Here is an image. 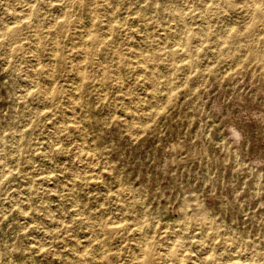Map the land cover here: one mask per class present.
Instances as JSON below:
<instances>
[{
	"label": "rangeland",
	"instance_id": "374dc122",
	"mask_svg": "<svg viewBox=\"0 0 264 264\" xmlns=\"http://www.w3.org/2000/svg\"><path fill=\"white\" fill-rule=\"evenodd\" d=\"M20 2L0 264H264V0Z\"/></svg>",
	"mask_w": 264,
	"mask_h": 264
},
{
	"label": "bare ground",
	"instance_id": "6f19581e",
	"mask_svg": "<svg viewBox=\"0 0 264 264\" xmlns=\"http://www.w3.org/2000/svg\"><path fill=\"white\" fill-rule=\"evenodd\" d=\"M12 1V0H11ZM14 2H15V0H13ZM21 2H22V0H21ZM20 2V3H21ZM25 2V1H24ZM28 3V2H27ZM27 3H24V4H27ZM16 4H18V3H16ZM23 4V3H22ZM251 5V4H250ZM18 9H21V10H29L28 9V6H26V5H19V8ZM13 10V9H12ZM15 10V9H14ZM16 11V10H15ZM26 15V14H25ZM14 17V16H13ZM264 19V18H263ZM69 21V20H68ZM111 22V21H110ZM145 24V23H144ZM236 24V23H235ZM224 26V25H223ZM147 27V26H146ZM89 28V27H88ZM203 29V28H202ZM210 31V30H209ZM220 32V31H219ZM155 34V33H154ZM180 34V33H179ZM85 36V35H84ZM179 36V35H178ZM186 37H187V39H191V33H188L187 35H186ZM156 39V38H155ZM212 40V39H211ZM77 41V40H76ZM113 41V40H112ZM245 41V40H244ZM165 42V41H164ZM54 45V44H53ZM175 44H173V46H174ZM98 46V45H97ZM182 47H183V45H181ZM53 47V46H52ZM172 49V48H171ZM142 50V49H141ZM142 52V51H141ZM244 55V54H243ZM76 56V55H75ZM116 57V56H115ZM260 57V56H259ZM186 58V57H185ZM136 59V58H135ZM184 59V58H183ZM76 66H78L79 67V65H76ZM119 66V65H118ZM33 67V66H32ZM112 67V66H111ZM100 68V67H99ZM36 70V69H35ZM140 70V69H139ZM172 71V70H171ZM170 71V72H171ZM75 72V71H74ZM103 73V72H102ZM167 73V72H166ZM100 77V76H99ZM182 80V79H181ZM50 83V82H49ZM53 83V82H52ZM169 83V82H168ZM181 83V82H180ZM77 84V83H76ZM152 84H154V83H152ZM167 84V83H166ZM56 86V85H55ZM76 87V86H75ZM102 87V86H101ZM103 89V88H102ZM79 91V90H78ZM167 93H168V91H167ZM167 93H166V96H167ZM44 94V93H43ZM25 95V94H24ZM146 95H148V94H146ZM150 98V97H149ZM84 99H85V97H84ZM155 100V99H154ZM158 101V100H157ZM151 102V101H150ZM73 103V102H72ZM75 106V105H74ZM152 106H155L154 104H152ZM72 107H73V105H72ZM128 107V106H127ZM129 108V107H128ZM71 109H73V108H71ZM74 109H75V107H74ZM77 110V109H76ZM131 110V109H130ZM143 110V109H142ZM125 111V110H124ZM128 112V111H127ZM58 113V112H57ZM67 113V112H66ZM72 113V112H71ZM131 113H133L132 111H131ZM73 115V114H72ZM138 115V114H137ZM134 117V116H133ZM74 118V117H73ZM126 118V117H125ZM130 118V117H129ZM61 119H62V117H61ZM70 119V118H69ZM134 119V118H133ZM126 120V119H125ZM129 120V119H128ZM133 125V124H132ZM56 143H58V142H56ZM89 145V144H88ZM81 146V145H80ZM82 147V146H81ZM79 148V147H78ZM85 150V149H84ZM78 151H79V149H78ZM90 151V150H89ZM83 152V151H82ZM91 152H93V151H91ZM76 154V153H75ZM95 154V153H94ZM94 154H93V156H94ZM82 155V154H81ZM87 155H89V153H87ZM91 155V154H90ZM79 157V156H78ZM88 157V156H87ZM94 158H96V157H94ZM5 159V158H4ZM86 160H88V159H86ZM80 161V160H79ZM90 161V160H89ZM95 161H96V159H95ZM96 163V162H95ZM94 163V164H95ZM5 164V163H4ZM91 164V163H90ZM92 166H93V164H91ZM95 166V165H94ZM4 175V174H3ZM72 183V182H71ZM73 186V185H72ZM72 188V187H71ZM116 188V187H115ZM117 188H118V186H117ZM129 198V197H128ZM143 209V208H142ZM145 210V209H144ZM139 211V210H138ZM134 212V211H133ZM135 215H136V213H135ZM141 217H143V216H141ZM188 217V216H187ZM199 219V218H198ZM140 222V221H139ZM180 222V221H179ZM199 225V224H198ZM140 226V223H139V225H138V227ZM177 226V225H176ZM160 227V226H159ZM164 227H165V224H164ZM171 227V226H170ZM161 228H163V227H161ZM182 228V227H181ZM171 229V228H170ZM177 229V228H176ZM103 230V229H102ZM136 230V229H135ZM138 230V229H137ZM140 230V229H139ZM138 230V231H139ZM160 230H162V229H160ZM171 230H173V228L171 229ZM94 231H95V229H94ZM180 231V230H179ZM135 232V231H134ZM201 232V231H200ZM139 233H140V231H139ZM145 233V232H144ZM160 233V232H159ZM161 233H163V232H161ZM169 233V232H168ZM176 233H177V231H176ZM178 234V233H177ZM176 234V235H177ZM180 234V233H179ZM133 235V234H132ZM137 235V234H136ZM169 235V234H168ZM175 235V236H176ZM131 236V235H130ZM174 236V237H175ZM145 237V236H144ZM167 237V236H166ZM141 238V237H140ZM151 238V237H150ZM168 238V237H167ZM170 238V237H169ZM168 238V239H169ZM145 239V238H144ZM171 239V238H170ZM78 240V239H77ZM163 242V241H162ZM162 242H160V243H162ZM128 243V242H127ZM156 243V242H155ZM166 243V242H165ZM153 244H154V242H153ZM130 245V244H129ZM138 245V244H137ZM140 247V246H139ZM154 247V246H153ZM141 248V247H140ZM166 248V247H165ZM166 250V249H165ZM177 250V249H176ZM141 251V250H140ZM136 252V251H135ZM159 253V252H158ZM162 254V253H161ZM182 254V253H181ZM166 255V254H165ZM164 255V256H165ZM177 255V254H176ZM186 255V254H185ZM79 256V255H78ZM206 256V255H205ZM204 256V257H205ZM74 257V256H73ZM101 257V256H100ZM148 257V256H147ZM166 257V256H165ZM179 257V256H178ZM71 258V257H70ZM142 258V257H141ZM167 258V257H166ZM79 259V258H78ZM192 259H193V257H192ZM195 259H198V258H195ZM164 260V259H163ZM80 261V260H79ZM195 261V260H194ZM198 261V260H197ZM75 262H77V261H75ZM166 262H167V260H166ZM78 263V262H77ZM80 263V262H79ZM78 263V264H79ZM81 263H82V261H81ZM197 263V262H196ZM98 264V263H97ZM174 264V263H173ZM192 264V263H191Z\"/></svg>",
	"mask_w": 264,
	"mask_h": 264
}]
</instances>
